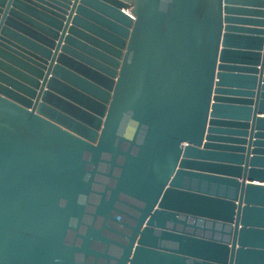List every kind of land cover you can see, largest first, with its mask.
<instances>
[{
    "label": "water",
    "instance_id": "obj_1",
    "mask_svg": "<svg viewBox=\"0 0 264 264\" xmlns=\"http://www.w3.org/2000/svg\"><path fill=\"white\" fill-rule=\"evenodd\" d=\"M0 264H264V0H0Z\"/></svg>",
    "mask_w": 264,
    "mask_h": 264
},
{
    "label": "built area",
    "instance_id": "obj_2",
    "mask_svg": "<svg viewBox=\"0 0 264 264\" xmlns=\"http://www.w3.org/2000/svg\"><path fill=\"white\" fill-rule=\"evenodd\" d=\"M134 18V17H133Z\"/></svg>",
    "mask_w": 264,
    "mask_h": 264
}]
</instances>
